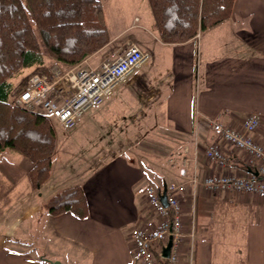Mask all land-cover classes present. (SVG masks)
Returning a JSON list of instances; mask_svg holds the SVG:
<instances>
[{"label":"crops","instance_id":"obj_1","mask_svg":"<svg viewBox=\"0 0 264 264\" xmlns=\"http://www.w3.org/2000/svg\"><path fill=\"white\" fill-rule=\"evenodd\" d=\"M101 1L110 41L83 62L97 65L114 52L123 50L128 42L150 52L142 38L127 36L130 26L124 25L130 17L119 15L109 21ZM149 9V14L135 20H142L157 34L160 51L156 54V49L151 48L154 49L153 57L160 56L170 64L165 69L172 80L171 90L163 109L171 128L165 131L183 144L172 149L170 155L174 156V162L169 164L178 163L179 172L181 168L187 170V176L179 173L181 179L177 183L186 184L184 199L190 210L188 218L195 212L197 224L195 241L186 243L182 264H264V200L249 195L238 198L234 192L212 196L204 186L206 175L218 171L216 163L207 160L205 148L211 142L224 145L212 130V122L239 123L251 113L260 114L264 119V0H235L233 13L224 22L187 42L173 44L161 40L150 5ZM224 24H230V30L243 41L247 48L245 55L212 57L218 34L208 42L205 34ZM203 38L204 43L207 42L205 58L202 57ZM49 58L45 57L42 66ZM37 67L27 68L13 78L15 86L24 72L26 75ZM125 83L128 90L134 87L146 92L147 86L139 76H130ZM121 85L112 97L97 106L86 122L102 123L114 117L120 98L131 94L130 90L120 89ZM156 105L149 106L146 111L140 107L139 115L144 118L138 117L139 123L124 124L120 133L110 134L130 137L131 145L136 143V137L155 135L159 124L154 123L153 127V122H158L162 113ZM150 115H156V120ZM53 119L61 129L56 134L58 142L51 176L37 194L43 195L45 200L33 198L30 193L29 204L23 207L21 216L14 218L9 234L0 235V264H137L130 232L135 227L157 225V215L148 203L146 192L149 185L167 184L166 172H161L159 166L154 165L155 161H150V166L161 173L156 179L150 174V167L146 164L148 168L142 167L136 159L143 158L142 155L134 154L133 148L114 150L106 146L96 139L95 130L84 131L81 118L72 132H66L62 124ZM255 136L264 142V127ZM66 141L73 145H65ZM228 152L229 169L247 172L243 153L232 149ZM79 155L83 167L81 162L76 164ZM194 176L196 183L191 181ZM154 179L159 182L154 183ZM29 185V191H35L31 181ZM77 185L86 195L88 216L81 218L70 211L50 213L46 203L56 194ZM19 222H31L24 227L21 237L15 236Z\"/></svg>","mask_w":264,"mask_h":264},{"label":"trees","instance_id":"obj_2","mask_svg":"<svg viewBox=\"0 0 264 264\" xmlns=\"http://www.w3.org/2000/svg\"><path fill=\"white\" fill-rule=\"evenodd\" d=\"M164 43H184L232 13L235 0H148ZM110 41L101 0H0V152L12 149L32 161L29 178L37 189L51 176L56 137L50 118L20 107L12 98L13 78L42 66L49 56L63 69L74 67ZM56 215L86 218L83 189L73 186L45 205Z\"/></svg>","mask_w":264,"mask_h":264},{"label":"built area","instance_id":"obj_3","mask_svg":"<svg viewBox=\"0 0 264 264\" xmlns=\"http://www.w3.org/2000/svg\"><path fill=\"white\" fill-rule=\"evenodd\" d=\"M149 59L148 51L128 42L123 50L114 52L97 65L85 61L69 69L38 66L19 84L13 102L55 118L64 129L71 130L87 110L112 97L117 88ZM211 127L225 146L211 142L205 148L207 160L215 162L218 168L204 179L207 193L219 196L234 192L238 198L249 195L264 200V142L255 136L263 130L262 115L251 113L239 123L231 124L216 120ZM228 149L243 153L247 172L229 169ZM168 160L174 162V156L170 155ZM180 174L187 176L186 168H181ZM191 181L196 183V176ZM163 187L149 185L146 192L148 203L157 215V225L135 227L130 232L137 264H182L186 243L195 241L196 217L193 212L188 218L190 210L184 199L186 184L167 183V206L161 200ZM170 237L172 245L166 257L163 250ZM193 250L194 245L192 254Z\"/></svg>","mask_w":264,"mask_h":264},{"label":"rangeland","instance_id":"obj_4","mask_svg":"<svg viewBox=\"0 0 264 264\" xmlns=\"http://www.w3.org/2000/svg\"><path fill=\"white\" fill-rule=\"evenodd\" d=\"M106 8V14L109 18L114 20L119 15H128L127 23L124 26H130V30L127 32V36L132 38H142L146 45V49L150 50V59L146 63V65L142 66L135 70V72L131 75L139 76L142 79L144 85L146 84L147 89L146 92L141 91V89H135L132 87L130 90L131 94L129 97H121L119 103L117 104V111H115L114 117L110 120H104L102 123H96V121L89 120L86 122L88 117L94 113V111L98 108L97 106L90 108L87 110L83 116L81 117L83 126L82 128L84 131L90 132V129L95 130L96 139L102 141L106 146L113 147L112 149L118 150L121 148H133L134 154H140L143 158H136L138 162H141V166L148 168L150 167L149 171L150 174L153 173V176L158 179V176L161 175L159 171L153 169L150 165V161L154 162V165L159 166L160 171H165L167 174V181L168 183L179 182L180 181V172L178 163L176 165H170L168 162V158L173 153V148L177 149L182 147V142L177 139L176 137H172L168 130V127L171 128L169 123L168 115L165 114V110L163 109V105L165 107L166 98L171 90V83L172 80L168 77L166 73V66L170 67V64L166 63V60L162 59L160 56H154V49H156V54L159 53V48L157 44V34L153 33L151 29L146 26L142 20L139 22L135 20L136 17H140L150 13L149 9V2L148 0H103ZM113 17V18H112ZM118 19V18H117ZM234 30V28L232 27ZM148 30V32H146ZM235 31V30H234ZM209 34H205L207 37V42L212 40L215 35L218 34V39L216 45L214 46V53L212 57H219L220 55H245L247 48L243 41L235 35V32L230 30V24H224L217 30H213L208 32ZM224 34V36L222 35ZM204 39L201 41L203 43L202 47V57H206V43H204ZM215 40V41H216ZM127 46V45H126ZM125 46V47H126ZM49 58V56H48ZM199 58V57H198ZM205 62V61H204ZM46 67L52 66H60L57 64L53 59L49 58L45 65ZM37 67V66H36ZM168 67V68H169ZM63 68V67H62ZM31 70L25 75V72L22 76H20L15 83L16 87L13 90L12 100L14 93H16L20 85L19 82L25 78ZM145 73V74H144ZM144 74V77H142ZM172 74H170L171 76ZM18 85V86H17ZM126 83H123L120 89L128 90L124 86ZM152 89V90H151ZM128 90V91H129ZM152 91L151 93L149 91ZM150 94V95H149ZM157 103V107L159 111L162 112L159 114L158 122H153V127L155 124H159V128L155 135H147L142 137H136L135 144H129L130 137H125L122 135L112 136L111 132H118L122 131V125L130 124L134 121L139 120L138 117L144 118V115L140 114V107L146 111L149 106H154ZM167 103V102H166ZM131 104V105H130ZM159 104V105H158ZM147 105V107H144ZM22 107V106H20ZM154 107L155 110L158 109ZM163 109V110H162ZM153 121L156 120V115H150ZM150 119V121H151ZM50 121L53 125L55 137L59 129H61V125L50 118ZM149 122V121H148ZM91 124V125H90ZM78 125V124H77ZM77 125L75 127H77ZM150 127V124H149ZM65 130V129H64ZM71 130H65L66 132H72ZM147 129L146 131H148ZM166 130V131H165ZM97 131V132H96ZM193 134V138H194ZM174 143H173V142ZM57 137H56V148H57ZM116 142V143H115ZM122 142V143H121ZM126 142V143H123ZM174 144V146H172ZM65 145H73L71 142L66 141ZM155 147L157 149H155ZM56 152V149H55ZM54 152V154H55ZM78 161H76L78 165L80 162L84 166V162L81 159V155L78 156ZM87 163V162H86ZM32 164V161L25 157L22 153L7 149L3 152H0V235L9 234L7 233L10 229L9 227L12 226V222L17 216H21L23 212V207L29 204V194H33V198H40L43 199L44 196H38L40 192H38L41 188L37 189L32 184L35 191L30 192V185L29 182L31 181L28 175V167ZM145 164L147 166H145ZM148 172V171H147ZM154 179V183H158ZM32 183V182H31ZM38 194V195H37ZM44 195H47L44 193ZM31 224V222L21 223L19 222L18 231L16 232L17 237H21L22 231L26 225ZM13 235V234H12ZM11 235V236H12Z\"/></svg>","mask_w":264,"mask_h":264},{"label":"water","instance_id":"obj_5","mask_svg":"<svg viewBox=\"0 0 264 264\" xmlns=\"http://www.w3.org/2000/svg\"><path fill=\"white\" fill-rule=\"evenodd\" d=\"M166 186H167V184L165 183V185L163 187V192L161 194V200L167 206L168 202H167V198H166ZM171 245H172V237L169 238L168 243H167L166 247L163 250V255L164 256L168 257ZM57 264H60V263L57 262Z\"/></svg>","mask_w":264,"mask_h":264}]
</instances>
